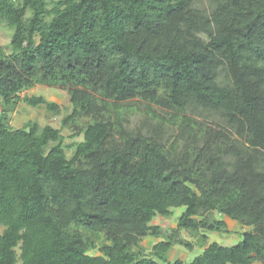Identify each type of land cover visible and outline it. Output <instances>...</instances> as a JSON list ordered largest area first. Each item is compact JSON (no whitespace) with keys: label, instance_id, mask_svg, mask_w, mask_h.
Listing matches in <instances>:
<instances>
[{"label":"trees","instance_id":"1","mask_svg":"<svg viewBox=\"0 0 264 264\" xmlns=\"http://www.w3.org/2000/svg\"><path fill=\"white\" fill-rule=\"evenodd\" d=\"M0 21V264H264V0H0ZM37 84L82 140L9 124L20 100L61 112ZM214 213L238 244H208Z\"/></svg>","mask_w":264,"mask_h":264},{"label":"rangeland","instance_id":"2","mask_svg":"<svg viewBox=\"0 0 264 264\" xmlns=\"http://www.w3.org/2000/svg\"><path fill=\"white\" fill-rule=\"evenodd\" d=\"M12 29L5 23L0 21V44L9 51V43L11 40ZM23 98L25 95H43L49 101H55L60 105L61 112L59 114L48 110L45 106L32 107L28 105L24 100H20L16 109L10 114L9 124L13 128H21L29 121H36L40 127L43 128L46 125H52L56 128H60L65 136L66 145H71L74 141H80L83 139V135L80 134L76 137H72L74 130L71 126H64L63 122L66 116L72 113L73 105L70 102V96L66 88L60 86L40 85L37 84L30 89L23 90L20 93ZM1 100V99H0ZM210 122L214 123L212 120ZM87 118H82L79 121V125H85ZM73 148H67V154L71 156ZM186 207L173 208V215L171 217L157 216L153 224L160 225L164 231H169L172 227H176L179 217L185 211ZM219 219H224L228 223L229 232H208V244L212 242H218L223 246H234L242 239V226L235 220L228 216L222 217L218 213H214ZM4 227L0 226V233H2ZM182 236L185 239L195 241V239L187 231L182 232ZM162 237H147L143 240V245L148 252L153 251L155 246L162 241ZM203 249L201 247H195L190 250L182 245H176L169 252L168 256L170 260H176L182 258L186 263H190L193 259L202 254ZM91 254H100L98 250L89 251Z\"/></svg>","mask_w":264,"mask_h":264},{"label":"water","instance_id":"3","mask_svg":"<svg viewBox=\"0 0 264 264\" xmlns=\"http://www.w3.org/2000/svg\"><path fill=\"white\" fill-rule=\"evenodd\" d=\"M27 132H30V129L29 128L27 129Z\"/></svg>","mask_w":264,"mask_h":264}]
</instances>
